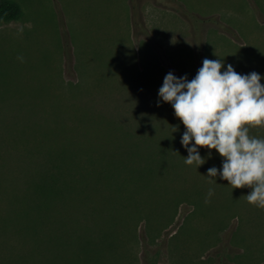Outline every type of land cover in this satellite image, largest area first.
I'll return each instance as SVG.
<instances>
[{
    "label": "rangeland",
    "instance_id": "obj_1",
    "mask_svg": "<svg viewBox=\"0 0 264 264\" xmlns=\"http://www.w3.org/2000/svg\"><path fill=\"white\" fill-rule=\"evenodd\" d=\"M12 1L21 17L0 23V264H50L22 257L25 243L7 236L19 230L6 223L40 218L39 202L53 199L55 153L60 158L78 144L98 145L94 138L140 129L181 134L183 124L158 90L169 72L193 79L205 58L223 60L222 71L229 64L242 75L254 71L264 84V0H132L134 10L125 0H99L100 11L90 0L84 9L83 0ZM135 1L144 5L141 20ZM250 135L264 138V126H250ZM212 151L207 165L218 164ZM249 191L241 189L238 215L231 213L223 232L207 227L187 236L190 261H171L170 251L184 252L174 242L168 249L171 226L145 244L156 261L111 264H264V209L247 203ZM189 209L179 204L175 220ZM211 240L205 261H193ZM175 244L186 248L182 240Z\"/></svg>",
    "mask_w": 264,
    "mask_h": 264
},
{
    "label": "trees",
    "instance_id": "obj_2",
    "mask_svg": "<svg viewBox=\"0 0 264 264\" xmlns=\"http://www.w3.org/2000/svg\"><path fill=\"white\" fill-rule=\"evenodd\" d=\"M21 15L18 3L0 0V23L19 19ZM184 131L181 129V134L177 132L170 137L145 129L115 133L91 140L99 142L98 145L78 144L75 150L61 152L60 158L55 153L49 163L54 175L50 191L53 199L44 207L39 202L37 222L31 217L18 219L17 224L7 222L11 229L19 230L7 236L25 243L22 257L27 256L31 261L111 264V261H156L147 258L145 244L155 243L172 226L176 230L169 236L168 249L172 250L174 242L175 248L184 252L170 251V259L189 260L187 236L207 227H216L217 234L223 232L231 225V213L233 217L238 215L235 205L243 188L232 189L219 175L207 176L209 168H221L219 155L217 165L203 163L197 168L195 164L186 165L184 158L188 152L180 142ZM198 151L202 158L209 156L206 148ZM209 189L213 190L211 197H208ZM23 199L30 211L32 202L27 197ZM183 203L192 205L193 209L179 222L175 216ZM45 225L49 227L46 229ZM239 225L240 222L237 229ZM29 227L40 231L31 234ZM225 237L228 238L227 233ZM178 240L186 248L177 246ZM214 243L202 242L200 253L192 260L205 261L203 253Z\"/></svg>",
    "mask_w": 264,
    "mask_h": 264
},
{
    "label": "clouds",
    "instance_id": "obj_3",
    "mask_svg": "<svg viewBox=\"0 0 264 264\" xmlns=\"http://www.w3.org/2000/svg\"><path fill=\"white\" fill-rule=\"evenodd\" d=\"M18 59L23 62L22 56ZM222 68L223 60L205 58L191 80L169 72L158 97L171 105L185 128L180 141L188 152L184 163L197 168L205 162L198 148L214 149L222 165L209 168L207 176L219 175L232 189H250L247 203L264 209V138L250 135V126H264L262 77L254 71L237 73L231 64Z\"/></svg>",
    "mask_w": 264,
    "mask_h": 264
},
{
    "label": "crops",
    "instance_id": "obj_4",
    "mask_svg": "<svg viewBox=\"0 0 264 264\" xmlns=\"http://www.w3.org/2000/svg\"><path fill=\"white\" fill-rule=\"evenodd\" d=\"M77 1H79V0H77ZM84 1V6L83 7H80L81 9H84V8H86L85 6L86 5H89V4H87V2L89 1V0H83ZM91 2H88V3H91V4H94V7L95 8H97V9H99V11H100V9H101V5H100V1L99 0H90ZM93 1V2H92ZM112 2H114L115 0H111ZM115 3V2H114ZM124 3L126 4V5H131V10H134V6L132 5L133 4V1L132 0H125L124 1ZM135 3L137 4V7H136V9H137V11H138V13H137V18L138 19H140L141 20V18L143 19L145 16H144V14H143V11H144V5H143V3H141V6H139L138 5V3L135 1ZM78 10H80L79 9V7H78ZM132 12H134V11H132ZM80 14V13H79ZM78 14V15H79ZM83 15H84V17H85V14H84V12H83ZM134 15V14H133ZM100 20H101V14H100V12H99V14H98V18H97V23H100Z\"/></svg>",
    "mask_w": 264,
    "mask_h": 264
}]
</instances>
